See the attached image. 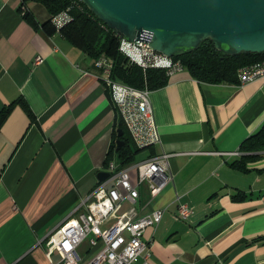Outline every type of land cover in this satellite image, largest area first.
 <instances>
[{
    "label": "crops",
    "instance_id": "0c3cea01",
    "mask_svg": "<svg viewBox=\"0 0 264 264\" xmlns=\"http://www.w3.org/2000/svg\"><path fill=\"white\" fill-rule=\"evenodd\" d=\"M32 3L35 21L21 0H0V109L21 98L32 113L16 101L0 124V264H47L44 236L118 160L108 154L119 118L109 88L59 29L44 31L47 13ZM149 97L161 145L137 156L170 152L173 182L138 206H166L143 232L147 264H264V151L247 170L231 165L264 120V77L210 83L181 68ZM178 202L192 207L188 219L175 218Z\"/></svg>",
    "mask_w": 264,
    "mask_h": 264
},
{
    "label": "built area",
    "instance_id": "2783aa9c",
    "mask_svg": "<svg viewBox=\"0 0 264 264\" xmlns=\"http://www.w3.org/2000/svg\"><path fill=\"white\" fill-rule=\"evenodd\" d=\"M22 7L24 11L25 7ZM71 20L68 9L51 16V24L59 29ZM118 49L129 63L137 64L143 70L148 67L163 68L167 76L180 70L179 61H173L159 51L153 50L146 39L129 41L119 36ZM35 56L33 63L41 62ZM98 69L103 85L110 90L120 120L124 124L131 141L136 147L145 149L161 145L160 133L154 118L150 89L136 87L112 78L113 61L100 55L92 62ZM264 77V59L240 67L237 82L243 84ZM171 153L163 149L136 157L127 164L110 159L102 171L107 176L82 196L76 206L47 234L42 241L47 264H130L142 257L147 264L149 255L147 240L143 232L147 227H155L166 206H158L144 212L148 205L168 184L173 182L168 160ZM145 190L146 196L142 198ZM178 196H175V200ZM192 207L186 202H178L174 216L186 220ZM41 244V240L36 242ZM82 245L85 249L80 250ZM58 258L53 260L51 253Z\"/></svg>",
    "mask_w": 264,
    "mask_h": 264
},
{
    "label": "trees",
    "instance_id": "16d2710c",
    "mask_svg": "<svg viewBox=\"0 0 264 264\" xmlns=\"http://www.w3.org/2000/svg\"><path fill=\"white\" fill-rule=\"evenodd\" d=\"M30 2L40 4L46 11L47 17L42 21L41 26L48 34L55 30L51 24V16L68 9L71 20L60 27L59 31L71 44L81 49L92 62L100 55L109 57L113 61L112 78L136 87L147 86L149 89L163 86L167 82L168 76L163 68L148 67L143 70L137 64L129 63L118 49L119 36L116 32L107 27L81 0H21V5L25 7L23 16L34 20L33 13L27 8ZM171 59L179 61L182 68L198 81L237 82L238 69L264 59V51L229 54L216 49L213 42L206 39L194 48L176 51ZM16 101H19L27 114L32 117L26 102L16 98L0 109V124ZM117 130H122L120 136L117 135ZM114 134L123 141V144L117 146L113 141L108 154L115 151L122 165L136 159L141 148L133 144L120 117L116 122ZM239 149L241 154L231 162V165L239 170H247V162L263 155L261 152L264 151V120L255 132L241 141ZM242 196L243 193L237 192L233 198Z\"/></svg>",
    "mask_w": 264,
    "mask_h": 264
},
{
    "label": "water",
    "instance_id": "95a60500",
    "mask_svg": "<svg viewBox=\"0 0 264 264\" xmlns=\"http://www.w3.org/2000/svg\"><path fill=\"white\" fill-rule=\"evenodd\" d=\"M81 1L118 36L146 39L167 57L206 39L229 54L264 51V0ZM116 144L123 141L118 137Z\"/></svg>",
    "mask_w": 264,
    "mask_h": 264
},
{
    "label": "rangeland",
    "instance_id": "374dc122",
    "mask_svg": "<svg viewBox=\"0 0 264 264\" xmlns=\"http://www.w3.org/2000/svg\"><path fill=\"white\" fill-rule=\"evenodd\" d=\"M30 3H32V2H30ZM33 4V3H32ZM33 6V5H32ZM36 6H41L40 4H37ZM42 7V6H41ZM43 8V7H42ZM46 13V12H45ZM137 157H139V156H137ZM85 245H82V247L80 248V250H82V249H85Z\"/></svg>",
    "mask_w": 264,
    "mask_h": 264
}]
</instances>
